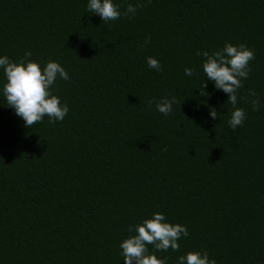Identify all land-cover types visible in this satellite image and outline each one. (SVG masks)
I'll return each mask as SVG.
<instances>
[{
    "label": "trees",
    "instance_id": "16d2710c",
    "mask_svg": "<svg viewBox=\"0 0 264 264\" xmlns=\"http://www.w3.org/2000/svg\"><path fill=\"white\" fill-rule=\"evenodd\" d=\"M88 2L0 0V57L30 51L70 77L52 86L65 119L31 128L0 91V264H124L129 226L156 212L189 232L179 251L148 246L165 264L189 251L264 264V0H113L121 13L143 7L108 22ZM226 43L255 54L236 130L227 94L203 72L202 53ZM172 97L165 116L155 104Z\"/></svg>",
    "mask_w": 264,
    "mask_h": 264
},
{
    "label": "clouds",
    "instance_id": "9594fccd",
    "mask_svg": "<svg viewBox=\"0 0 264 264\" xmlns=\"http://www.w3.org/2000/svg\"><path fill=\"white\" fill-rule=\"evenodd\" d=\"M140 7H143L142 3L129 4L121 13L113 0H89L87 10L92 14H98L103 22H108L118 20L121 15L131 18ZM148 42L150 40H146V43ZM31 55L30 51L26 52L19 62H13L7 56L0 57V70L5 78L0 91L5 104L14 109L15 114L24 121L27 128L43 122L45 117L49 123L63 121L69 107L66 103L62 104L60 97L52 93V86L58 77L65 81L69 80V74L55 61H48L42 69L38 63L27 59ZM197 55L201 53L197 52ZM202 55L205 57L203 72L207 80L213 82L217 90H222L228 96L226 103L233 108L228 125L232 130H236L246 119L244 109L236 106L237 92L243 86L242 81L249 76L251 70L249 64L255 58L254 51L243 44L234 46L226 43L222 49L211 54L205 51ZM147 65L157 72L163 71L161 63L153 57H147ZM194 71L191 68L184 69L185 75L189 77ZM206 86L205 84L204 88ZM245 99L252 111L260 110L261 102L254 90H250ZM175 101V97L164 98L156 102L155 107L167 116L172 112ZM209 114L213 119L218 118V112L213 107H210ZM128 231L134 234L119 245L124 264H165V260L158 259L149 252L148 246L151 245L156 252H166L169 249L179 251L178 241L181 237L189 235L185 226L166 222L164 214L160 212L144 219L142 223L129 226ZM178 264H216V261L209 258L207 251H189L178 258Z\"/></svg>",
    "mask_w": 264,
    "mask_h": 264
}]
</instances>
